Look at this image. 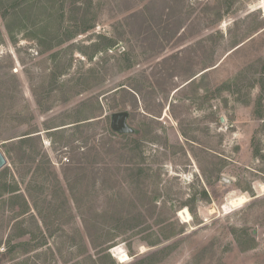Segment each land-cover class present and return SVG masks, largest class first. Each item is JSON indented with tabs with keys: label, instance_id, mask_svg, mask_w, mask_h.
I'll return each instance as SVG.
<instances>
[{
	"label": "rangeland",
	"instance_id": "374dc122",
	"mask_svg": "<svg viewBox=\"0 0 264 264\" xmlns=\"http://www.w3.org/2000/svg\"><path fill=\"white\" fill-rule=\"evenodd\" d=\"M167 1L0 0V264H264V0Z\"/></svg>",
	"mask_w": 264,
	"mask_h": 264
},
{
	"label": "trees",
	"instance_id": "16d2710c",
	"mask_svg": "<svg viewBox=\"0 0 264 264\" xmlns=\"http://www.w3.org/2000/svg\"><path fill=\"white\" fill-rule=\"evenodd\" d=\"M161 1V3L163 2V4L160 6V5H158L157 6V2H160ZM166 0H149V2H148V4L146 5V6H148V8H149V10H152V14H151V20H154V24L156 25L155 27H157V28H159V29H161V30H164V29H166V28H171V27H175V16H177L178 15V10L177 9H175L174 8V6H172V5H170L169 3H168V1L167 2H165ZM164 10H165V12H164ZM180 13V12H179ZM137 13H131L130 14V17H133V16H135ZM144 24H145V26H144V28H149V27H151V26H148V22H146V20H145V18H144ZM164 23V24H163ZM161 24H163V25H161ZM164 35V34H163ZM109 131L111 132V134L113 135V136H116V137H122V136H125V135H128V134H125V135H122V134H118V133H115V132H113L110 128H109ZM23 138H20L19 140H20V142H22L23 143V141L24 140H22ZM105 144V143H104ZM90 149V152L88 153V155H91L92 153H93V151L95 152V153H97V154H99V151H98V149L97 148H89ZM108 149H109V147H108ZM112 150H113V147L111 148ZM114 151V150H113ZM83 155H85L86 153L85 152H83L82 153ZM88 155H86V156H88ZM81 160V158H74V160L71 162V164L69 165V166H67V167H65L64 169L68 172V173H70V174H76L77 172H78V169L79 168H77L76 166V164H77V162H79ZM77 169V170H76ZM93 183L95 184L96 182H98V181H102V182H104L106 179H105V175H106V173L104 172V171H102L101 173H100V171H98V170H96V171H94L93 172ZM103 175V176H102ZM68 178V180H69V176L67 177ZM71 178H72V176H71ZM78 179H79V177H78ZM115 196H116V194L115 193H113L112 195H111V199H115ZM74 202H75V204L77 205V207L76 208H78L79 209V204H78V202H77V196L75 197V195H74ZM94 203V199L92 200H90L88 203L90 204V206H89V209H88V212L90 213V215L91 216H93V217H99L101 214L99 213V212H93V210L94 209H92V207H91V204L92 203ZM104 214L105 215H109L110 217H112V218H114V217H116L117 218V213H115V211H112V213H110V214H108L107 212H104ZM84 225L87 227L86 229H88V232H89V224H87V221L85 222V220H84ZM92 225H94V224H92ZM92 225H90V226H92ZM114 229H116V228H114ZM118 231H120V230H118ZM117 231V232H118ZM119 233V232H118ZM122 233V232H121ZM117 236H119V235H117ZM116 236V237H117ZM91 237V236H90ZM113 237H114V235H113ZM108 241V240H107Z\"/></svg>",
	"mask_w": 264,
	"mask_h": 264
},
{
	"label": "water",
	"instance_id": "95a60500",
	"mask_svg": "<svg viewBox=\"0 0 264 264\" xmlns=\"http://www.w3.org/2000/svg\"><path fill=\"white\" fill-rule=\"evenodd\" d=\"M129 113L126 110L113 112L110 114L109 128L118 134H133L135 128L128 122ZM6 164V158L0 151V168ZM222 180H227L222 177Z\"/></svg>",
	"mask_w": 264,
	"mask_h": 264
},
{
	"label": "bare ground",
	"instance_id": "6f19581e",
	"mask_svg": "<svg viewBox=\"0 0 264 264\" xmlns=\"http://www.w3.org/2000/svg\"><path fill=\"white\" fill-rule=\"evenodd\" d=\"M243 197H238V198H235V199H231L230 203L232 205H235V204H238L239 202L243 201ZM184 212H186L188 214V211L187 210H184ZM184 212H182L184 214ZM189 215V214H188ZM186 217V216H185ZM120 257V256H119ZM123 258V257H122Z\"/></svg>",
	"mask_w": 264,
	"mask_h": 264
},
{
	"label": "flooded vegetation",
	"instance_id": "af4514ba",
	"mask_svg": "<svg viewBox=\"0 0 264 264\" xmlns=\"http://www.w3.org/2000/svg\"><path fill=\"white\" fill-rule=\"evenodd\" d=\"M137 132V131H136ZM136 132H134L133 134H136Z\"/></svg>",
	"mask_w": 264,
	"mask_h": 264
}]
</instances>
